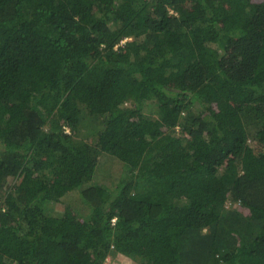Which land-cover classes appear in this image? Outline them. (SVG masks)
I'll use <instances>...</instances> for the list:
<instances>
[{"label": "trees", "instance_id": "obj_1", "mask_svg": "<svg viewBox=\"0 0 264 264\" xmlns=\"http://www.w3.org/2000/svg\"><path fill=\"white\" fill-rule=\"evenodd\" d=\"M113 253L264 264V0H0V264Z\"/></svg>", "mask_w": 264, "mask_h": 264}, {"label": "rangeland", "instance_id": "obj_2", "mask_svg": "<svg viewBox=\"0 0 264 264\" xmlns=\"http://www.w3.org/2000/svg\"><path fill=\"white\" fill-rule=\"evenodd\" d=\"M114 169H116V168H114ZM9 180H10V184H12V179H9ZM75 194H79V192H77V193L75 192ZM76 197H77V195H76ZM54 213L61 215L62 214L61 206H57L56 208H54ZM107 264H142V263H140L136 260H133L132 258H130L128 256L122 255L120 253H113L110 256H108Z\"/></svg>", "mask_w": 264, "mask_h": 264}]
</instances>
